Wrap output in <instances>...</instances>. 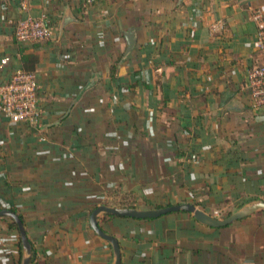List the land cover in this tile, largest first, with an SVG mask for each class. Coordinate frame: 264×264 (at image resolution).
Listing matches in <instances>:
<instances>
[{
  "label": "crops",
  "instance_id": "crops-1",
  "mask_svg": "<svg viewBox=\"0 0 264 264\" xmlns=\"http://www.w3.org/2000/svg\"><path fill=\"white\" fill-rule=\"evenodd\" d=\"M142 6L153 18L132 26ZM256 8L264 0H29L28 10L0 0V83L23 68V52L40 59L44 127L0 112V203L23 216L32 264H113L90 224L99 204L194 203L224 217L264 200V107H252L247 83L259 58ZM68 9L75 20L62 29ZM29 13L50 20L51 38L16 39ZM129 28L137 44L112 78ZM12 221L0 218V264L21 258ZM100 226L119 239L121 264H264V211L224 227L182 211L104 215Z\"/></svg>",
  "mask_w": 264,
  "mask_h": 264
},
{
  "label": "built area",
  "instance_id": "built-area-1",
  "mask_svg": "<svg viewBox=\"0 0 264 264\" xmlns=\"http://www.w3.org/2000/svg\"><path fill=\"white\" fill-rule=\"evenodd\" d=\"M24 10L29 9V0H19ZM204 12L202 1H197L194 14L200 19ZM252 18L257 25L256 47L259 58L249 68L247 83L251 90L252 107L256 110L264 107V11L256 8ZM213 29L218 25L214 24ZM53 29L47 17H35L30 13L20 19L15 27V37L21 42H38L51 38ZM3 65L8 63V58H3ZM0 112L14 123H25L31 128L41 130L44 127V109L39 101V83L36 72H28L24 68H17L11 79L0 83ZM40 141H46L44 134L39 136ZM216 216L218 211L214 212Z\"/></svg>",
  "mask_w": 264,
  "mask_h": 264
},
{
  "label": "water",
  "instance_id": "water-1",
  "mask_svg": "<svg viewBox=\"0 0 264 264\" xmlns=\"http://www.w3.org/2000/svg\"><path fill=\"white\" fill-rule=\"evenodd\" d=\"M75 18L70 9L67 10L63 17L61 28L68 23L74 21ZM126 50L123 54L122 62L127 59L129 54L133 51L137 44L138 35L135 28H129L125 31ZM98 76L94 74L93 78L82 88L79 96L74 100L73 104L77 102L82 93L88 88L92 87L97 81ZM60 120L57 122V124ZM188 212L193 218L202 224L211 227H224L233 222L246 218L256 212L264 211V200L253 199L245 202L238 207L230 215L224 217H216L212 213L204 210L194 203H180L163 207L154 208H140V207H120L111 206L107 204H99L90 214V224L98 236L106 240L113 249V264L122 263V251L119 239L103 230L100 226V217L104 215L124 216L132 218H158L162 215L172 212ZM8 217L12 219L18 227L20 241H21V258L19 264H32L35 255L33 244L27 234L26 225L23 218L14 210L10 208H3L0 210V218Z\"/></svg>",
  "mask_w": 264,
  "mask_h": 264
},
{
  "label": "trees",
  "instance_id": "trees-1",
  "mask_svg": "<svg viewBox=\"0 0 264 264\" xmlns=\"http://www.w3.org/2000/svg\"><path fill=\"white\" fill-rule=\"evenodd\" d=\"M153 15H154V13L152 11L147 10L146 7H144V6L139 7L137 10H135L133 12V15H132V26H135V27L144 26L146 24L144 22V19L146 18L147 21L148 20L150 21V19L153 18ZM50 26L52 27L51 23H50ZM45 40H47V39H45ZM45 40H41V41H38V42H42V41H45ZM122 57H123V52L120 54V56L111 65L110 75H111L112 78H115L116 75H117L118 65L121 62ZM39 60H40L39 56L36 55V54H27V53H24V52L22 54L23 68L26 71H28V72H35L36 64L38 63ZM121 205H122V207H139L138 203L137 204L128 203V204H121ZM2 208H3V205L0 203V210ZM231 213L232 212L229 211V212H227L225 214V216H228ZM20 216L23 217L22 215H20ZM11 227L18 230L17 224L14 221L11 222ZM19 263H20V261L17 264H19Z\"/></svg>",
  "mask_w": 264,
  "mask_h": 264
},
{
  "label": "rangeland",
  "instance_id": "rangeland-1",
  "mask_svg": "<svg viewBox=\"0 0 264 264\" xmlns=\"http://www.w3.org/2000/svg\"><path fill=\"white\" fill-rule=\"evenodd\" d=\"M227 210V209H226Z\"/></svg>",
  "mask_w": 264,
  "mask_h": 264
}]
</instances>
